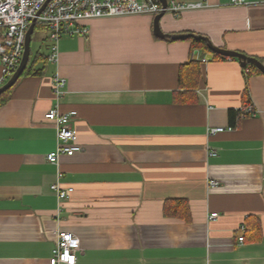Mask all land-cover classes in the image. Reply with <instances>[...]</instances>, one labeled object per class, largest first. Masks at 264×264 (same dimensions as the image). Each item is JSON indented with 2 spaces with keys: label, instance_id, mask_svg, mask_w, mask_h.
I'll return each mask as SVG.
<instances>
[{
  "label": "crops",
  "instance_id": "0c3cea01",
  "mask_svg": "<svg viewBox=\"0 0 264 264\" xmlns=\"http://www.w3.org/2000/svg\"><path fill=\"white\" fill-rule=\"evenodd\" d=\"M206 2L165 13L161 30L264 63V0ZM153 19H88L85 35L60 37L55 62L49 30H33L48 42L32 47L31 36L26 67L36 73L0 103V264H50L58 230L79 240L75 264H264V73L207 58L190 39L159 38ZM55 75L65 79L58 99ZM249 103L255 114L238 117ZM56 107L76 111L82 148L57 165L46 159L56 129L45 118ZM58 170L73 187L62 204L50 187ZM175 199L188 209L172 213Z\"/></svg>",
  "mask_w": 264,
  "mask_h": 264
},
{
  "label": "built area",
  "instance_id": "2783aa9c",
  "mask_svg": "<svg viewBox=\"0 0 264 264\" xmlns=\"http://www.w3.org/2000/svg\"><path fill=\"white\" fill-rule=\"evenodd\" d=\"M247 0H231L240 4ZM206 0L195 2H179L171 0L164 7L160 0H0V60L3 83L17 68L24 51L26 31L32 21L45 26L49 30L48 60L55 62L58 57V40L61 36L74 34L85 35L88 27L83 22L91 18L121 16L129 14H149L155 16L164 11L172 16H178L187 9L202 8ZM204 61L206 58L203 59ZM65 79L55 75L52 80V91L56 99L63 93ZM238 117L254 115L255 109L249 104L238 108ZM75 110L62 113L58 108H51L45 113L56 129L55 149L46 155L52 164H58L61 155H72L82 150L77 143V135L71 126V120L76 116ZM222 126L209 127L208 136L223 131ZM228 129H231L228 127ZM208 156L217 154L214 149H207ZM62 173L58 170L56 181L51 189L57 196L59 204L67 199L73 191L72 186L63 187L60 184ZM214 179L208 180V186H216ZM218 212H210L207 220H214ZM244 230V226H241ZM243 236L238 240L242 241ZM80 249L79 240L70 231L58 230L55 246L49 258L50 264H75L77 252Z\"/></svg>",
  "mask_w": 264,
  "mask_h": 264
},
{
  "label": "water",
  "instance_id": "95a60500",
  "mask_svg": "<svg viewBox=\"0 0 264 264\" xmlns=\"http://www.w3.org/2000/svg\"><path fill=\"white\" fill-rule=\"evenodd\" d=\"M49 0H46L48 2ZM162 5L165 7L167 5V0H160ZM165 14L164 11L156 14L153 19V33L155 36L159 38H169L172 40L175 39H186V38H196V39H201L203 38L201 35H196L193 33H182V34H169V33H164L161 28H160V19L162 16ZM35 27V20L31 22L29 25L27 31H26V36H25V44H24V51L22 58L20 60L19 65L17 68L14 70L10 78L7 80L6 83H4L2 86H0V94L4 92L5 90L9 89L13 84L16 82L18 77L21 75L22 71L27 65L28 58H29V53H30V42H31V36L33 33ZM206 40L208 47L210 49V53L208 54L207 58H211L213 53L220 54L222 56L226 57H233L239 60V63L241 66L245 67L247 64H251L254 67H256L259 71L264 73V63L260 60H258L255 57L248 56L244 53L235 51V50H229L225 48H220L217 46H214L207 38H203Z\"/></svg>",
  "mask_w": 264,
  "mask_h": 264
},
{
  "label": "trees",
  "instance_id": "16d2710c",
  "mask_svg": "<svg viewBox=\"0 0 264 264\" xmlns=\"http://www.w3.org/2000/svg\"><path fill=\"white\" fill-rule=\"evenodd\" d=\"M36 28H46L45 26H42V25H40V24H35V27H34V29H36ZM187 39H190L191 41H192V44H193V46L195 47V48H197L198 46H201L202 47V49L203 50H210L209 49V47H208V44H207V42L205 41V40H203V39H201V40H193V38H187ZM213 57H215V58H228V57H226V56H222V55H220V54H217V53H213ZM259 71L256 67H254L253 65H249L248 67H247V72H246V75L248 76L250 73H251V71ZM32 73H36L33 69H30L29 67H26L23 71H22V73H21V75H27V74H32ZM9 89H7V90H5L4 92H2L1 94H0V103H2L3 102V100H4V98H5V94H6V92L8 91ZM244 97H245V99H247L248 98V91H247V88H245L244 89ZM175 202H176V205H175V207H174V210H173V206L171 207V210H172V213H174V214H177V211L179 212V211H186L187 209H188V206H187V203H186V201L185 200H183V199H175L174 200ZM167 206V205H166ZM168 207V206H167ZM167 211V208L165 207V213H167L166 212Z\"/></svg>",
  "mask_w": 264,
  "mask_h": 264
},
{
  "label": "rangeland",
  "instance_id": "374dc122",
  "mask_svg": "<svg viewBox=\"0 0 264 264\" xmlns=\"http://www.w3.org/2000/svg\"><path fill=\"white\" fill-rule=\"evenodd\" d=\"M45 36H46L45 30L37 29L32 35V47H34L36 44H40L42 45L43 48H45V45L48 43L47 40L45 39Z\"/></svg>",
  "mask_w": 264,
  "mask_h": 264
}]
</instances>
